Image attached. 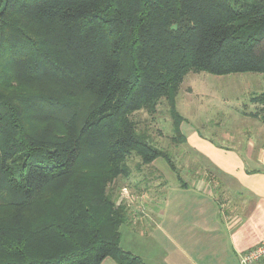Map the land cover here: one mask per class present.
<instances>
[{"label":"trees","instance_id":"1","mask_svg":"<svg viewBox=\"0 0 264 264\" xmlns=\"http://www.w3.org/2000/svg\"><path fill=\"white\" fill-rule=\"evenodd\" d=\"M201 72L264 75V0H0V264H145L111 187Z\"/></svg>","mask_w":264,"mask_h":264},{"label":"rangeland","instance_id":"2","mask_svg":"<svg viewBox=\"0 0 264 264\" xmlns=\"http://www.w3.org/2000/svg\"><path fill=\"white\" fill-rule=\"evenodd\" d=\"M257 100L264 102V75L221 77L204 72L189 73L179 85L174 102L162 98L155 107L132 115L138 128L146 131L151 144L172 160L174 168L164 158L150 163H145L135 154L128 158V174L117 179L111 187L117 205L126 207V222L120 227L122 248L144 256L149 264H200V259L190 250H186L189 253L186 257L179 246L170 249V245H174L170 241L158 244L160 231L152 223L150 209L153 202L158 209L157 196H166L170 207L165 206V209H221L216 202L196 200L200 190L194 189L196 181L189 175L199 176L202 171L197 163L193 166L190 163L198 162L200 157L189 151L192 140H187L185 135L197 132L215 144L230 147L225 136L250 131L249 118H244L242 123L243 115H254L262 122L264 104ZM175 126L180 130L178 136ZM182 182L187 184L182 185ZM166 239H169L168 235Z\"/></svg>","mask_w":264,"mask_h":264},{"label":"crops","instance_id":"3","mask_svg":"<svg viewBox=\"0 0 264 264\" xmlns=\"http://www.w3.org/2000/svg\"><path fill=\"white\" fill-rule=\"evenodd\" d=\"M253 116H242L249 118L250 131L225 136L230 147L215 144L197 132L185 135L192 140L189 151L200 157L198 162L190 163H197L202 171L199 176L189 175L196 181L194 189L200 190L196 200L216 202L221 209H165L170 207L166 196H157L158 209L153 202L150 214L160 231L159 245L170 241L174 244L170 249L179 246L186 257V250H190L200 264H240L241 254L264 241V122ZM139 257L149 264L144 256ZM102 264L117 263L108 258Z\"/></svg>","mask_w":264,"mask_h":264},{"label":"built area","instance_id":"4","mask_svg":"<svg viewBox=\"0 0 264 264\" xmlns=\"http://www.w3.org/2000/svg\"><path fill=\"white\" fill-rule=\"evenodd\" d=\"M240 264H264V241L240 255Z\"/></svg>","mask_w":264,"mask_h":264}]
</instances>
